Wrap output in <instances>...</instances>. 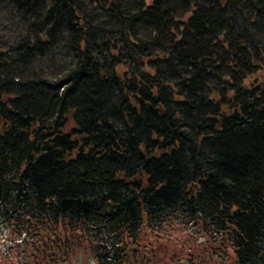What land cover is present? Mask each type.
Segmentation results:
<instances>
[{
  "label": "trees",
  "instance_id": "obj_1",
  "mask_svg": "<svg viewBox=\"0 0 264 264\" xmlns=\"http://www.w3.org/2000/svg\"><path fill=\"white\" fill-rule=\"evenodd\" d=\"M3 1L0 264H156L181 216L264 264V0Z\"/></svg>",
  "mask_w": 264,
  "mask_h": 264
},
{
  "label": "rangeland",
  "instance_id": "obj_2",
  "mask_svg": "<svg viewBox=\"0 0 264 264\" xmlns=\"http://www.w3.org/2000/svg\"><path fill=\"white\" fill-rule=\"evenodd\" d=\"M22 31L23 23L17 11L7 2L0 0V43L14 41ZM62 58L63 55L58 54L56 63L43 59L39 62V67L46 70L50 67L55 70L56 64L60 63ZM206 228L185 217H175L152 230L145 229L143 233L145 239L138 247L153 257L156 264H233V250L230 247L219 249L217 246H221L220 235L209 232ZM97 235L107 240L109 248L112 246L111 241L115 238L105 229ZM20 241V238L12 237L7 225L0 220V258L4 255L8 256L9 253L19 255L22 246H25L23 243L18 246ZM211 246L216 248L211 249ZM72 264H95V262L91 253L79 250Z\"/></svg>",
  "mask_w": 264,
  "mask_h": 264
}]
</instances>
